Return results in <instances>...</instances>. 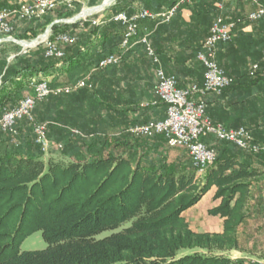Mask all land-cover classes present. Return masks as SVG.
<instances>
[{
	"label": "trees",
	"instance_id": "1",
	"mask_svg": "<svg viewBox=\"0 0 264 264\" xmlns=\"http://www.w3.org/2000/svg\"><path fill=\"white\" fill-rule=\"evenodd\" d=\"M120 3L121 0H116L114 6ZM77 9H56L39 22H24L21 28L14 26L13 36L19 40L27 39L28 35L35 38L53 21L69 18L77 13ZM116 25L122 33L113 44L103 43L102 52L94 58L92 66L110 54L120 55L123 62L120 43L124 30L117 23L86 25L88 31L77 33L78 41L69 50H79L78 46L86 36H101L104 40L107 27ZM59 27L53 26V33ZM1 54L2 49L0 115L30 95L31 85L38 82L39 77L48 76L66 56L64 53L61 59L46 57L45 50L39 49L17 56L8 63L6 56ZM256 73L257 70L250 77ZM228 78L232 84L222 95L235 85V81ZM70 96L54 97L45 104H37L35 119L40 124L72 125L66 120L65 111L59 113L56 106L58 101L66 105L65 100ZM203 100L206 102L205 97ZM72 127L80 130L78 126ZM238 128L244 127L234 129ZM205 143L216 150V162L228 150H234L230 157L241 152L213 137H208ZM9 148L0 155V264H247L243 259L231 260L212 254L192 253L178 257L183 251L239 250L235 231L243 218L242 202L230 204L236 192L243 193L241 186L235 183L245 175H225L230 166L228 163L202 179L195 176L192 164L190 169L180 171L172 165L148 166L142 157L106 155L44 162L41 149L25 123L19 128L16 144ZM213 186L217 188L214 199L221 202L208 213L225 218L223 233H194L182 213ZM35 232H41L46 249L21 252V243ZM105 233L109 234L101 236Z\"/></svg>",
	"mask_w": 264,
	"mask_h": 264
},
{
	"label": "crops",
	"instance_id": "2",
	"mask_svg": "<svg viewBox=\"0 0 264 264\" xmlns=\"http://www.w3.org/2000/svg\"><path fill=\"white\" fill-rule=\"evenodd\" d=\"M140 1L143 8L136 7V0H122L118 6L106 8L99 19L119 12L132 16L142 9L160 13L178 0ZM218 5L222 6L221 9ZM251 10L250 5L237 0H191V3L181 5L167 24L141 21L138 24V37L149 38L160 67L167 75L176 78L178 87L192 84L201 86L203 67L193 57L202 40L208 36L214 19L221 15L226 20L236 21L243 19ZM107 28L104 40L101 36H86L80 42L79 50L66 49L64 61L59 62L48 76L39 77L38 81H47L50 87H59L86 74L94 58L102 52L103 43L113 44L122 33L117 25ZM216 58L218 66L235 81V85L220 97L212 94L205 96L208 117L213 123L222 124L227 129L244 127L257 144L264 145V19L238 24L231 41L217 45ZM123 59L118 66L97 71L91 76L93 89L86 90L91 93H81L79 90L74 93H80L66 98V105L56 102L58 112L65 111L66 120L80 127L85 138L81 140L77 135L54 125L49 129V138L63 145L66 161L111 155L142 157L143 163L148 166L165 164L180 171L190 169L192 162L186 150L167 147L160 136L134 138L127 133L131 127L163 120L165 106H142L154 100L156 84L155 66L143 49L135 44L123 55ZM252 65H257L258 70L251 78L248 72ZM79 110L82 112L79 113ZM65 125L73 128L72 125ZM233 151H226L201 178L225 163L230 164L225 175H245L235 183L241 186L243 193L236 192L230 204L234 206L242 202L243 218L235 231L239 250L232 251L240 255L228 258L264 264V155H248L241 151L235 157H230ZM51 153H54L49 155L52 159L57 157L56 152ZM216 191L215 186L211 187L194 206L182 213L194 233H223L225 218L208 213L221 202L214 199Z\"/></svg>",
	"mask_w": 264,
	"mask_h": 264
},
{
	"label": "built area",
	"instance_id": "3",
	"mask_svg": "<svg viewBox=\"0 0 264 264\" xmlns=\"http://www.w3.org/2000/svg\"><path fill=\"white\" fill-rule=\"evenodd\" d=\"M250 5L252 10L243 19L236 21L226 20L223 16H217L209 34L202 44L201 51L197 54V60L201 63L203 83L201 86L188 85L179 88L173 75H167L159 65V59L150 46L147 36L138 37V24L141 21H153L167 24L176 14L181 5L191 3V0H179L175 5L160 13H151L147 10H139L132 16L122 12L115 15L111 21L119 23L123 28V41L121 50H126L131 45L144 47L145 55L155 66V80L153 94L156 101L142 105L143 107L165 106V118L161 121L131 127L127 130L134 138H151L160 136L165 140L167 147L180 148L188 152L197 178L205 175L208 168L214 165L217 158L216 150L204 143V139L213 137L217 141L236 147L248 155H264V145L257 144L245 128L226 129L220 124H215L206 116L207 104L203 98L212 94L221 96L228 89L232 80L219 68L215 62L217 45L231 41L234 28L241 23H255L264 19V0H237ZM57 0H34L31 6L22 8V17L31 19L40 17L55 9ZM221 9V5L217 6ZM8 15L0 13V35H7L12 31L8 23ZM95 25H97L95 23ZM76 38L60 35L52 42H46V56L56 59L64 57L59 44H73ZM122 57L110 54L101 59L95 71H104L117 66ZM89 77L78 81L70 87L51 89L47 81L34 82L31 85L33 95L24 97L12 109L0 115V131L8 133L12 138L17 135L15 125L23 119L31 121V112L36 101H41L49 96L70 95L76 91L91 90ZM36 144L44 155L51 151H61L60 145L52 144L45 138V127L36 126L34 129Z\"/></svg>",
	"mask_w": 264,
	"mask_h": 264
},
{
	"label": "rangeland",
	"instance_id": "4",
	"mask_svg": "<svg viewBox=\"0 0 264 264\" xmlns=\"http://www.w3.org/2000/svg\"><path fill=\"white\" fill-rule=\"evenodd\" d=\"M33 1L34 0H10V1H8V0H0V13H6L8 15V18H7L8 19V23L10 24V26L12 28V31L9 34H7V35H0V49H2V54L1 55L2 56L3 55L6 56L5 58H6V61L8 63L13 62L14 59L17 56H24L26 54H29V53L34 52V51H37L39 49H44L45 50V56H46V46H45V43L46 42H49V41L50 42L54 41V39H56L60 35H67V37L76 38L75 43H77V41H78V37H77L78 35H77V33H81V32L82 33H86L88 31V29H89L88 26H86V25H89V26H102V25H105V24L110 23V22L115 23V22L111 21V19L115 15H117L119 13H122V12H119V13L113 15V16H110L109 18L99 19V15L101 13H103V11L106 8H109L111 6H114L115 3H116V0L115 1H112V2H110L111 1L110 0L107 5H105L101 9H97V10H93V9H95L97 7H100L102 5V3L104 1H107V0H57V5H56L55 9H53L52 11H49L46 14L40 16V17H37L36 16V17L31 18V19H25L24 17L21 16L22 15V8L23 7L26 8L28 6H31V4L33 3ZM142 4H143L142 1L136 0V7L143 8V5ZM75 7L78 8L77 9V13H75L74 15H72L71 17L66 18V19H61V20H55V21H53V23H51L49 26H47L45 28V30L42 33H40L39 35H37V37H35V38H31L28 35L27 36V39L19 40V39H15L14 36H13L14 26H17L18 28H21V26H23V23L24 22H39L46 15H48L50 13H53L56 9H62V8H65V9H76ZM142 10H144V9H142ZM88 11H90V13H88L85 16H82L81 18H79L78 20H76L74 22H71L78 15L84 14V12H88ZM95 23L97 25H95ZM74 24H78V26L75 27V28L74 27H72V28L62 27L64 25L70 27L71 25H74ZM117 24H119V23H117ZM56 25H59L60 27L56 30V32L53 33L52 28H53V26H56ZM138 29H139V27H138ZM137 34H138V32H137ZM147 40L149 42V38L148 37H147ZM122 41H123V38L121 40L120 46L122 44ZM34 42H35L34 46H31V47H27L26 48V47H21L20 46L22 43H30L31 44V43H34ZM75 43L70 44V45H68V44H59L58 46L60 47L61 51L64 54L65 53V50L68 49L69 47H71L72 45H74ZM149 44H150V42H149ZM136 45H138V44H136ZM134 46L131 45L126 50H123L122 49V55H124L126 52H128L129 50H131L132 47H134ZM139 46L144 51V47L141 46V45H139ZM150 46H151V44H150ZM144 53H145V51H144ZM196 59H197V56H196L195 60ZM98 62H97V64H98ZM215 62L217 63V58L216 57H215ZM120 63H122V59H121ZM97 64H94L91 67L90 70L86 71V74L84 73V75H82V76L74 79L73 81H70V83L67 82L63 86H59V87H70V86H73L78 81H81V80L85 79L86 77H89L90 76V78H89L90 82H88V83L90 85H92V89H93V84L91 82V76L95 72H97V71L94 70V68L96 67ZM250 70H251V72H250L249 75L252 76L253 75V72L256 71V70H258V66L257 65H252L251 68H250ZM192 85H194V84H192ZM59 87H50V88L51 89H54V88H59ZM82 90H87V89H82ZM32 95H33V92L31 91V94L28 95V96H32ZM60 96H69V95H60ZM54 97H59V96H49L48 98H46L44 100L36 101L35 102V106L37 104H40V103L45 104L50 99H52ZM153 101H156L155 96H154V100ZM35 106H34L32 112H31V119H32L31 121H29L28 119L25 118V119H23L22 121L18 122L15 125V129H16V132H17V135L15 136V138H12L8 133H4V132L0 131V155H2L6 150H9L10 149L9 148L10 145H15L16 144V141H17V139L19 137V128H20V126L23 123H25V124H27L28 128L31 129V134L33 135V137L35 138V140H36V135L34 133L35 127L36 126H44L45 127V138H46V140L48 142L52 143V144L60 145L62 147L61 151H51V152H56L55 155L57 157H55L53 159H57V160L58 159H62L64 161H66V157H64V153H65L64 150L65 149L63 148V145L60 142L49 138V129H50V127L53 126V125H54V127L59 126L63 130L67 131L68 133L73 134V135H77L79 137V139H81V140L84 139L85 136L83 135V133L80 130H78L76 128H71V127L68 128L67 125H65L63 123L61 124L60 122H55V123H53V122H44V123H41L40 124L35 119V114H34V112H35ZM63 141H64V139H63ZM51 152L49 154H47V155H44L42 153L43 154V161L44 162H47L49 159H52V157H50L51 156L50 154H54V153H51ZM45 159H46V161H45ZM127 225L128 224H126L125 227ZM106 234H109V233H105V234H103L101 236H105ZM46 247H47V244L43 240V237H42L41 232H35V233L31 234L29 237H27L21 243V245H20V251L21 252H27V251H42V250H45ZM192 253H198V254H201V255L212 254V255H215V256H223V257H227V258H228V256H232V255H240L239 253L232 252V251H227V252L213 251L211 253H208V252L202 251V250H193V251H183V252H181V253L178 254V257H181L183 255L192 254ZM256 259L258 260V258H256ZM247 264H258V263L257 262H254V263H247Z\"/></svg>",
	"mask_w": 264,
	"mask_h": 264
},
{
	"label": "water",
	"instance_id": "5",
	"mask_svg": "<svg viewBox=\"0 0 264 264\" xmlns=\"http://www.w3.org/2000/svg\"><path fill=\"white\" fill-rule=\"evenodd\" d=\"M112 1H115V0H111L110 2H112ZM107 4H108V2L107 1H104L100 7H97L95 9H93V10L101 9V8H103ZM88 12L90 13V11H88ZM85 15H87V14H85ZM85 15L84 14H80L77 17H75L71 22H74V21L78 20L79 18H81L82 16H85ZM20 46L23 47L22 45H20Z\"/></svg>",
	"mask_w": 264,
	"mask_h": 264
},
{
	"label": "bare ground",
	"instance_id": "6",
	"mask_svg": "<svg viewBox=\"0 0 264 264\" xmlns=\"http://www.w3.org/2000/svg\"><path fill=\"white\" fill-rule=\"evenodd\" d=\"M110 0H107V2H109ZM89 12H84V15L85 14H88ZM34 44H35V42L34 43H22L21 45L23 46V47H31V46H34Z\"/></svg>",
	"mask_w": 264,
	"mask_h": 264
}]
</instances>
